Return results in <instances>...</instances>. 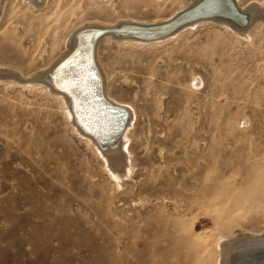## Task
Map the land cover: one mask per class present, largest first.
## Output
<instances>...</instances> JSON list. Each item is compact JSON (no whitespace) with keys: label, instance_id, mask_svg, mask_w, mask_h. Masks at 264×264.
Listing matches in <instances>:
<instances>
[{"label":"rangeland","instance_id":"374dc122","mask_svg":"<svg viewBox=\"0 0 264 264\" xmlns=\"http://www.w3.org/2000/svg\"><path fill=\"white\" fill-rule=\"evenodd\" d=\"M178 6L179 0H48L42 7L6 1L0 63L18 74L0 75V264H140L135 252L142 256L144 247L128 227L136 224L134 212L146 217L150 208L140 203L151 196L128 192L131 181L118 189L60 100L23 77L48 66L72 26L150 20ZM252 17L250 40L207 21L157 41L102 45L111 92L138 114L130 143L135 178L182 188L192 167L236 179L244 167H258L264 176V18ZM159 167L168 174H157ZM256 202L241 198L233 217L226 204L193 203L180 236L193 247L191 239L214 243L238 225L263 231L264 195Z\"/></svg>","mask_w":264,"mask_h":264},{"label":"bare ground","instance_id":"6f19581e","mask_svg":"<svg viewBox=\"0 0 264 264\" xmlns=\"http://www.w3.org/2000/svg\"><path fill=\"white\" fill-rule=\"evenodd\" d=\"M6 1L0 0V18ZM26 1L35 7L48 4V0ZM196 1L179 0L180 6L176 7L168 16H155L150 20L121 19L113 24L94 20L84 25L79 23L72 26L62 37L61 49L48 66L39 70L32 77H23L25 80L37 83L38 86H43V89H47L53 97L55 96L54 98L60 100L73 130L85 142L90 144L97 155L101 157L109 178L118 189L125 190L127 184H129L128 181H131L132 184L128 192H136V195L145 193L151 196L145 202L140 203L141 209L150 208L146 217H143L141 212H134L132 219L136 224L128 227V233L137 238L144 247L143 252L145 254L142 253V256L139 252L134 251L138 259H141L140 264H249L251 259H244L242 256L247 250L256 246L264 249V230L252 232L249 228L238 225L230 229L229 232L220 234L214 243L204 238L197 244L191 239L193 247L189 245L186 247V242L189 243L190 240L184 241L180 236L181 233H185V226L182 224L181 218L187 214V211H190L192 204L198 201L205 204L216 202L223 205V207L226 204L224 212H227L229 217H233L234 211L240 205L238 200L244 198L256 202L264 195V176L260 173L258 167H244L238 179L234 178V175L215 176L209 170H204L203 167H192L188 170V177L179 181L184 185L182 188H170L168 184L164 183L155 185V181L151 183L141 180L142 177L137 176L138 178H135L137 170L135 166L137 165H135L136 161L130 143L138 119L137 110L134 105L111 92L109 75L100 55V49L104 43L112 40L146 43L172 36L180 30L170 35L157 33V30L142 29L136 30L139 36L128 35L123 31L115 34H105L98 39H94V42L89 44V48H84L83 53H79L77 58H71L72 61L63 68L56 71H53V69L74 47L77 31L83 26H114L123 22L154 23L165 21ZM221 2L223 5L218 0H206L203 6L206 8L213 7L214 9H222L225 6L226 10V2L224 0H221ZM237 4L239 10L248 12L251 18H253L252 16L258 20L264 18L262 14H258V12H262L264 15L263 1L237 0ZM207 21L222 24L223 27L237 33L240 39L250 40L252 38L248 34V31L254 25L251 19L247 26L241 19L233 17V22L211 18L192 23L187 27ZM261 23H264V21H261ZM170 29L163 30V32ZM93 43L95 46L94 57ZM78 58L82 60L79 61ZM8 70L17 72L0 63V75H9ZM99 74L103 82L101 93H97V89L101 90L100 87L94 86L99 82ZM198 79L200 80V77ZM97 94L98 96H96ZM94 109L96 113H94ZM126 114L130 115L128 121ZM108 116L112 117L110 121L115 124L111 126V130L108 129L109 126L106 120ZM110 141V144L106 143ZM147 169L144 170L145 174L148 173ZM156 169L157 174H168L167 170L163 172L160 167ZM172 170L173 173H176L175 168ZM174 180L177 181L178 179L174 178ZM231 220L227 221V226L229 221L232 222ZM140 233H142L141 238ZM248 236H251V238H247ZM152 237H157L159 240H153ZM255 237L256 240H254ZM162 244L164 247L159 248V245ZM209 246H213V249L208 248ZM260 257L256 256L254 259L257 261ZM255 263L252 262L251 264ZM257 264H264V260Z\"/></svg>","mask_w":264,"mask_h":264},{"label":"water","instance_id":"95a60500","mask_svg":"<svg viewBox=\"0 0 264 264\" xmlns=\"http://www.w3.org/2000/svg\"><path fill=\"white\" fill-rule=\"evenodd\" d=\"M205 1L206 0H197L192 5L175 13L172 17H170L169 19L165 21L154 22V23L123 22V23H119L114 26H83L77 31L74 47L67 54V56L64 57L56 67H54L53 71H56L59 68H63L66 64L72 61L71 58H77L78 57L77 55L79 53H83L84 48L85 49L89 48L88 47L89 44L91 42H94V39H98L100 36L105 35V34H112V33L115 34V33H119L123 31V32H126V34L128 35L139 36L136 30L142 29V30H157V33H164V35H170L178 30H181L182 28L187 27L188 25L192 23L211 19V18L233 22V17H237L241 19L242 22L245 23V26H247L250 22L251 17L249 16V13L240 11L236 0H224L227 6L226 10L224 8L225 6L222 9H216V8L214 9L213 7L206 8L203 6V3ZM218 2L222 4L221 0H218ZM169 28H171L169 31L163 32V30H166ZM92 47H93V57H94V50H95L94 43ZM99 82H100L101 90L97 89V93H101L102 91L100 79H99ZM96 96H98V94ZM126 117L128 121V118L130 117V115L126 114ZM114 125L115 124L113 123V126ZM111 141L106 142V143L110 144ZM247 238H251V236H248ZM254 240H256V237ZM263 253H264V249L259 248V246H256L250 250H247L243 254L242 257L244 259H251L249 261V264H251L252 262H256L255 264H257L264 260ZM256 256H261V257L259 260L256 261V259H254V257Z\"/></svg>","mask_w":264,"mask_h":264}]
</instances>
